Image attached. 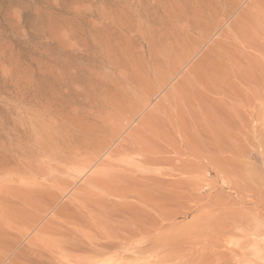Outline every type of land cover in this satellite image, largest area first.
<instances>
[{
    "label": "rangeland",
    "instance_id": "374dc122",
    "mask_svg": "<svg viewBox=\"0 0 264 264\" xmlns=\"http://www.w3.org/2000/svg\"><path fill=\"white\" fill-rule=\"evenodd\" d=\"M0 264H264V0H0Z\"/></svg>",
    "mask_w": 264,
    "mask_h": 264
},
{
    "label": "bare ground",
    "instance_id": "6f19581e",
    "mask_svg": "<svg viewBox=\"0 0 264 264\" xmlns=\"http://www.w3.org/2000/svg\"><path fill=\"white\" fill-rule=\"evenodd\" d=\"M147 245L149 248V244H144V242H140V241L139 242H119V241H117V242H113V243H109V244H103V246H99L97 248H92V249L86 250L85 252H83V254L96 253L97 255H102V254L108 252L111 247L117 246V247L124 248V250L127 251V253H125L127 255V257H130L132 259L137 260L148 249Z\"/></svg>",
    "mask_w": 264,
    "mask_h": 264
}]
</instances>
